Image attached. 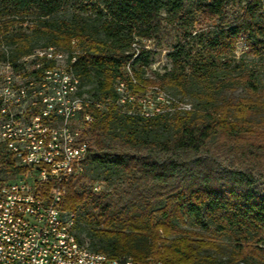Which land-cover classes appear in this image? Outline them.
I'll return each instance as SVG.
<instances>
[{
    "label": "trees",
    "instance_id": "16d2710c",
    "mask_svg": "<svg viewBox=\"0 0 264 264\" xmlns=\"http://www.w3.org/2000/svg\"><path fill=\"white\" fill-rule=\"evenodd\" d=\"M73 1L82 14L94 15L98 26L92 27L80 15L54 18ZM185 2L195 5L203 23H218L222 28L210 48L183 61V50L177 46L170 54L174 69L156 80L146 78L153 52L143 41L160 40L168 20L163 12L177 16ZM234 2L0 0V63L19 72L36 51L61 49L76 57L72 67L81 81L80 94L100 101H117L118 83L131 91L139 82L185 93L187 64L194 78L206 82L209 89L215 85L217 96L225 89L239 88L259 95L261 81L246 66L218 77L231 64L222 58L242 38L249 44V55L264 56V15L256 17L262 0H248L240 21L228 26ZM214 77L218 80L212 81ZM198 97L187 113L145 117L113 106L91 110L95 120L84 134L92 145L90 156L83 173L63 185L66 195L61 204L63 210L76 213L74 231L81 244L85 245L81 238L85 223L92 225L87 236L93 252L142 261L158 257L164 264L216 262V256L207 255L219 248L216 240L195 239L187 233L170 239L178 228L176 221L206 219L216 235L232 241L229 264H264V196L257 190L260 180L264 181V114H257L263 103L245 98L225 104L206 94ZM222 154L231 159L228 167L220 162ZM2 172L16 175L26 169L0 148V176ZM89 172L97 177L90 179ZM101 175L107 181L117 176L136 188L121 199L125 207L117 217H111L109 207L102 205L108 194L94 192ZM88 181L90 187L85 185ZM153 194L165 199V206L155 212ZM91 200L98 215L86 213Z\"/></svg>",
    "mask_w": 264,
    "mask_h": 264
},
{
    "label": "built area",
    "instance_id": "2783aa9c",
    "mask_svg": "<svg viewBox=\"0 0 264 264\" xmlns=\"http://www.w3.org/2000/svg\"><path fill=\"white\" fill-rule=\"evenodd\" d=\"M59 56H66V67L52 65ZM75 62V56L50 48L27 57L19 72L2 65L8 71L0 80V148L26 172L0 176V264H164L97 253L81 244L74 231L76 213L61 208L63 185L83 173L90 156L84 131L95 120L92 109L113 106L152 117L191 107L176 106L166 94L159 95L162 106L131 97L125 83L116 85L117 101L86 97Z\"/></svg>",
    "mask_w": 264,
    "mask_h": 264
},
{
    "label": "rangeland",
    "instance_id": "374dc122",
    "mask_svg": "<svg viewBox=\"0 0 264 264\" xmlns=\"http://www.w3.org/2000/svg\"><path fill=\"white\" fill-rule=\"evenodd\" d=\"M248 0H235L234 5L229 9V23L228 26L235 25L244 15L245 7L247 6ZM80 5L73 1L69 5L63 8L57 15H55V19L60 18H69L74 19L76 16L80 15L88 20L91 26H98V23L95 22V16L92 14H82L80 9ZM261 11L257 12L256 17H260L264 15V0H262V4L260 6ZM163 15L166 19L165 29L160 36V40L153 41H143L144 46L151 50L153 53L151 55V66L146 71V78L156 80L157 76L164 75L165 73H169L174 69V63L172 58H170V54H172L177 46L182 48V58L183 61H189L190 57H193L204 51L205 49L210 48V41L215 39L217 32L222 27L219 26L218 23L205 24L200 18V15L195 10V5L191 2H185L182 11L175 16L173 13H169L167 10L163 12ZM226 25V26H227ZM94 29V28H93ZM75 48L76 44H73ZM136 49L139 48L138 45L134 46ZM58 49V48H57ZM61 52H66L59 49ZM229 59L231 64L228 66H224L226 69L218 75V77L223 76L226 72H234L239 71L244 66L248 67V69L252 70L258 79H260L259 86V95H252L245 88H239L236 91L231 89H225L222 96H217V88L215 85H211L210 89L208 88L206 82L199 81L197 78H194L192 72L188 66L186 65V74H187V83L185 86V93H181L177 88H164L159 85H143L142 83L135 82V89L132 90L135 97H144L148 99H152L157 105L162 106V100H160V94H166L174 99L175 105L179 106L180 104L189 105L191 110H178L174 112H170L174 114L176 112L187 113L192 111L193 107L198 103L199 97L202 94L213 96L218 103H236L240 99L252 98L257 100L259 103H263V107L257 109V114H264V56L262 58H257L249 55V44L245 38H242L236 48L232 53H229L227 58ZM27 61V58L24 62ZM224 61V60H223ZM0 65V78L4 79L7 74V68ZM55 68L58 67H66V56L63 59H60L58 63L52 64ZM217 81L218 79L214 77L212 81ZM138 88V89H136ZM86 97H90L85 94ZM158 101V102H157ZM129 108V107H126ZM84 131V134L87 132ZM85 138V137H84ZM87 139V138H85ZM89 141V139H87ZM90 142V141H89ZM90 146L92 147L91 143ZM127 154L132 156L135 154L132 151H127ZM220 162L224 167H228L230 165L231 159L229 155L222 154L220 155ZM86 164V163H85ZM4 178H13L10 175H5L4 172L1 174ZM90 179H94L97 177L93 173L89 172ZM95 187H99V192H94L101 195L102 193L108 194L106 199L102 201L103 206L109 207V212L111 217H117L119 214V210L125 207V204L121 202V199L124 198L127 194L133 192L136 188L133 187L130 183L126 182L124 179H121L117 176H113L110 180H106L105 175H101L99 179L94 183ZM86 187H90V181L85 183ZM257 190L264 196V181L261 179L257 184ZM151 200L153 201V211H158L165 206V199L157 198L155 194L151 195ZM86 213H93L98 215V211L95 209L92 200L89 201V204L86 207ZM83 213H80V216ZM178 228L173 232L170 239H174L176 237H180L183 234L187 233L191 235L195 239H214L217 241V245L219 248L217 250H212L207 252V255L211 254L216 256V262H207L206 264H229L232 259V241L227 236H219L215 234V227L211 225L206 219H203V222H198L194 218H186L184 222L176 221ZM81 226L85 229L81 238L85 241V245L88 247L91 243V238L88 237V233L91 232L92 225L82 223ZM151 259L158 260V257H153ZM238 264H249L247 262L238 263Z\"/></svg>",
    "mask_w": 264,
    "mask_h": 264
},
{
    "label": "bare ground",
    "instance_id": "6f19581e",
    "mask_svg": "<svg viewBox=\"0 0 264 264\" xmlns=\"http://www.w3.org/2000/svg\"><path fill=\"white\" fill-rule=\"evenodd\" d=\"M64 58V56H59V60L60 59H63ZM133 94V92L131 91V97H135V94L134 95H132ZM138 97V96H137ZM141 99H148V98H144V97H141ZM131 259H133V260H137V259H135V258H133V257H131Z\"/></svg>",
    "mask_w": 264,
    "mask_h": 264
}]
</instances>
